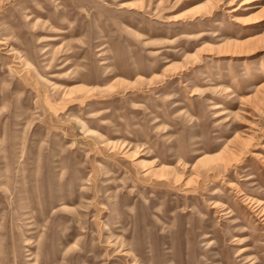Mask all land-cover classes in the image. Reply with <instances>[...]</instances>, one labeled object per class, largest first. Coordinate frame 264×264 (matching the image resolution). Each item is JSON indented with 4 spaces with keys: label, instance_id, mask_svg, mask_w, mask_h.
I'll return each mask as SVG.
<instances>
[{
    "label": "rangeland",
    "instance_id": "rangeland-1",
    "mask_svg": "<svg viewBox=\"0 0 264 264\" xmlns=\"http://www.w3.org/2000/svg\"><path fill=\"white\" fill-rule=\"evenodd\" d=\"M0 264H264V0H0Z\"/></svg>",
    "mask_w": 264,
    "mask_h": 264
}]
</instances>
